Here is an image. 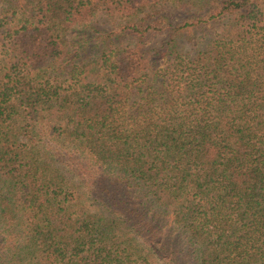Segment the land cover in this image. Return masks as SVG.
<instances>
[{
	"label": "trees",
	"instance_id": "1",
	"mask_svg": "<svg viewBox=\"0 0 264 264\" xmlns=\"http://www.w3.org/2000/svg\"><path fill=\"white\" fill-rule=\"evenodd\" d=\"M0 6V264H264V0Z\"/></svg>",
	"mask_w": 264,
	"mask_h": 264
},
{
	"label": "rangeland",
	"instance_id": "2",
	"mask_svg": "<svg viewBox=\"0 0 264 264\" xmlns=\"http://www.w3.org/2000/svg\"><path fill=\"white\" fill-rule=\"evenodd\" d=\"M185 1L189 3H196V1L198 2V0H185ZM190 5L191 4L176 6L171 3L165 2L162 8L158 10V14L164 16L171 23L181 24L186 21L188 12L190 11L189 9H191L189 8ZM193 10L194 8H192L191 11ZM91 21L92 22L89 23L97 31V34L93 33L95 37L91 38L88 44L86 45V53L84 57H86L87 62L83 60L84 59L83 57V59L79 60V63L81 65H87L89 61H92L93 59L99 57V55L104 52V48H110V47L114 48L115 46H126V45H137V46L140 45V39L129 33L117 37V39H115L113 44L104 45V33L105 31H109L112 28V25L104 19V13H101V15L93 18ZM84 26L85 25H78L72 27L73 32H71L70 29L68 30L67 35H65V54H66L65 56L68 55V50H75L77 46L85 42L86 36L83 34L84 32L80 31L77 33V31L83 29ZM214 31H218L217 26L216 27L208 26L205 31L201 30L197 32L198 34L197 38L202 37L203 34H213ZM166 35H167L166 32H160L153 35H149L144 39L141 45L150 48L158 47L164 41ZM73 43L75 44V46L73 45ZM69 57L67 56L64 59L61 58L59 60H56L52 64V66L53 67L63 66V68L67 69L64 70L68 71L70 68L68 66V64H70L68 61ZM0 58H1V48H0ZM75 157L79 159V155H75ZM82 160H84V158H81V161ZM75 164L77 163L74 161V165Z\"/></svg>",
	"mask_w": 264,
	"mask_h": 264
}]
</instances>
